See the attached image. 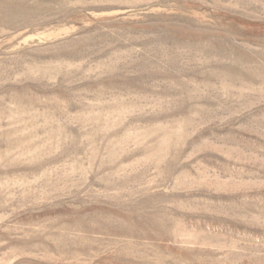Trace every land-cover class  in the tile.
<instances>
[{
    "label": "rangeland",
    "instance_id": "rangeland-1",
    "mask_svg": "<svg viewBox=\"0 0 264 264\" xmlns=\"http://www.w3.org/2000/svg\"><path fill=\"white\" fill-rule=\"evenodd\" d=\"M0 264H264V0H0Z\"/></svg>",
    "mask_w": 264,
    "mask_h": 264
}]
</instances>
